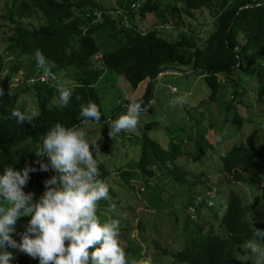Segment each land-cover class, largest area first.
I'll return each mask as SVG.
<instances>
[{"label": "trees", "instance_id": "16d2710c", "mask_svg": "<svg viewBox=\"0 0 264 264\" xmlns=\"http://www.w3.org/2000/svg\"><path fill=\"white\" fill-rule=\"evenodd\" d=\"M262 3L264 0H120L117 9H106L101 0H12L10 7L5 5L6 13L0 17L9 34L6 47L0 53V89L4 92L0 95V175L8 166L18 171L22 166L36 162L33 168L37 171L32 173L29 190L23 191L25 194L33 193V202L38 201L45 191L44 182L56 175L50 167L46 172L40 170V163H47L46 157H40L37 162L36 153L47 132L57 123L65 127H81V107L87 106L89 101L99 106L101 120L98 123L107 124L95 87L105 71L115 72L133 89L145 83L143 94L127 101L125 107L130 102L142 101L149 111L152 80L163 69L181 65L198 73L210 90L209 98L214 100L220 86L219 74L225 77L224 85L233 87L235 97L238 83L234 78L250 75L249 68H254L255 101L260 106L264 105ZM202 8L215 11L212 30L206 37L186 27L184 22V17H190L192 11ZM97 13L101 14L100 19H97ZM146 15H153L156 22L141 30L138 22ZM40 16L43 24L37 28L25 26L27 19ZM167 29L178 30L175 40L169 39L168 35L163 36L162 32ZM102 33L107 36L108 48L102 45ZM36 49L46 57L51 71L58 73L66 68L73 69L69 75L71 83L66 86L73 87V97L66 107H61L59 101L52 104L59 96L54 88L34 85L24 87L18 93L6 88L8 78L4 79L2 74L6 72L7 61L10 64L9 76L22 69L28 76L43 72L37 67ZM98 54L99 66L96 67L92 61ZM18 94H30L35 100L39 116L33 123L20 125L11 117L14 109L27 110L16 106ZM90 123L97 122L90 120ZM140 133L142 146L135 170L119 169L118 176L125 183L128 179L140 178L142 187L139 190L146 193H150L152 188L158 191V186L164 183L170 184L168 187L185 184L187 197L181 206L185 215L179 235L164 245L160 237L151 239L152 250L147 254H141L142 245L129 237V227L134 226H121V247L127 253L129 264L148 256L152 257L153 264H159L160 256L173 259L175 262L172 264H235L237 250L242 249L246 241L254 239L264 243L255 236L256 228L264 230V222L255 226L247 219L254 208L253 203L244 205L241 197L230 191L224 205L216 208L213 201L208 206L204 200L206 192L215 191L217 194V190L209 185L203 191L194 190L198 183L204 186L207 181L179 166L177 159L181 157V152L178 144L174 147L175 144L170 142L168 151H165L149 140L143 131ZM202 153V145L196 144L194 159L200 158ZM219 162V173L226 184L241 183L255 187L258 176L264 171V140L257 147L233 146L219 155ZM98 167L101 180L111 176L102 163H98ZM165 175L170 179H162ZM130 190L134 192V188L130 187ZM111 195L108 201L113 202L116 194L112 192ZM197 197H201V202L196 200ZM258 198L264 201V190ZM151 200V197L146 198L144 208L154 210L156 220L159 208ZM108 204L102 202L100 208L113 209L116 203L110 207ZM204 209L210 210L209 221L199 214ZM97 215L102 223L115 217L114 213L110 217ZM29 219L21 216L17 220L13 234L17 242L26 231ZM215 220H218L217 228L213 226ZM140 227L147 228L144 223ZM156 227L157 220L153 223L155 231ZM169 246L173 249L179 247L180 250L170 251ZM7 251L14 256L10 264H39L38 258H27L10 248ZM244 264H256V261Z\"/></svg>", "mask_w": 264, "mask_h": 264}, {"label": "rangeland", "instance_id": "374dc122", "mask_svg": "<svg viewBox=\"0 0 264 264\" xmlns=\"http://www.w3.org/2000/svg\"><path fill=\"white\" fill-rule=\"evenodd\" d=\"M119 1L101 0V3L106 9H117ZM11 3L12 0H0V17L6 13L5 5L10 7ZM214 15L215 11L202 8L192 11L190 17H184V22L186 27L199 33L201 37H206L212 30L211 24ZM155 22L156 19L153 15H146L138 24L141 26V30H145ZM24 24L28 28H37L43 24V18L41 16L39 18L32 17L27 19ZM162 33L163 36L168 35L169 39L175 40L178 30L167 29ZM8 35L5 24L0 20V53L6 47ZM100 39L103 40L102 45L108 48L105 33L100 35ZM9 65V61H7L6 72L2 74L4 79L9 77ZM172 69L184 74L168 73L156 80L151 90V101L149 102L151 109L142 113L141 127L137 132H121L113 138L108 136V126L110 127L108 121L118 119L120 115L125 114L127 110L125 103L141 96L145 89V83L133 89L125 79L113 71H105L95 85L107 124H99L100 126H98L95 123H88L80 127L90 143L97 141L96 145L99 147L100 155L95 157L96 150L91 145L90 151H92L97 164L102 163L109 174L111 173V176L104 181L109 186V197L111 198L112 192L116 194L113 202L108 200L98 202L97 214H105L110 217L114 213V218L120 220V229L121 226H134V228L129 227V237L142 245L141 254H147L152 250L151 239L160 237L164 245L169 244L174 240V237L179 235L184 225L182 219L185 211L181 206L186 201L187 189L185 184L168 187L170 184L164 183L158 186V191L152 188L150 193H146L145 190H139L142 187L140 178L128 179V183L121 180L118 176L119 169L135 170L142 146L140 131H143L147 138L158 144L162 150L168 151L167 147L170 142L175 144L174 147L178 144L181 152V157L177 159L179 166L188 170L192 175L199 176L201 180L207 181L204 186L198 183L194 190L203 191L207 185L217 190V194L216 192L212 193L215 200L213 198L211 201L212 203L214 201L216 208L225 204L230 191L235 192L241 197L244 205L254 204L253 210L247 215L248 221L255 226L264 222V201L258 198L261 191L264 190V171L258 176L255 187L241 183L226 184L223 181V176L219 173L220 154L233 146L257 147L264 140V105L260 106L255 101L256 77L254 68H249L248 73L250 75L234 78L238 83L235 97L232 94L233 87L224 85L225 77L223 74H219L220 86L214 100L209 98L210 90L201 75L191 71V69L187 70L181 65H173ZM57 72L58 85L67 86L71 83L69 75L73 72L72 68ZM173 88L177 91H173ZM185 92L191 94L188 97L189 102L183 106H172L170 101ZM58 97L52 101V104L59 101ZM15 104L17 107L27 110H37L36 102L30 94L16 96ZM229 105L231 107H228ZM196 144H201L203 150L198 159H194L196 157ZM35 164L36 162L22 166L18 171L25 167L33 168ZM32 173H29L30 179ZM160 175L162 176L164 173H160ZM162 179L167 181L170 177L165 175ZM29 181L23 188L26 192L29 190ZM130 187L134 188V192L130 190ZM150 197L153 205L155 204L154 206L159 208L156 212L157 231L153 229V223L156 222L154 210L144 208V205L147 204L146 198ZM102 202H109L108 207L112 206V203L117 205H114V209L102 210L100 208ZM7 205L6 202L0 200V206L7 207ZM199 214L209 221L210 210H201ZM192 219L195 220V216H192ZM139 222L141 223L139 224ZM217 222L218 220L213 222L215 228H217ZM142 223L147 228L141 229ZM258 243L264 247V243ZM169 247L171 248L170 251L179 249V247L176 249H173L172 246ZM241 248L237 250V263L235 264L256 261V254H245L243 247ZM24 255L31 258L27 254ZM131 261L136 260L131 259ZM174 262L173 259L166 256L158 258L159 264H172Z\"/></svg>", "mask_w": 264, "mask_h": 264}, {"label": "clouds", "instance_id": "9594fccd", "mask_svg": "<svg viewBox=\"0 0 264 264\" xmlns=\"http://www.w3.org/2000/svg\"><path fill=\"white\" fill-rule=\"evenodd\" d=\"M34 55L37 67L43 69L41 79H54L43 53L36 49ZM58 93L60 106L66 107L73 97V87L60 85ZM0 95H4L3 89H0ZM190 95L185 92L170 103L183 106L189 102ZM126 109L118 119L108 121L110 138L121 132L135 133L140 129L141 115L147 112L143 102H130ZM38 116L39 112L33 110L14 109L11 112V117L20 125L33 123ZM80 116L83 124L91 120L100 126L101 113L95 102L89 101L87 106H82ZM96 142L90 143L79 126L55 124L42 138L36 157L38 163L42 156L47 159L46 164L40 163L41 171L46 172L50 167L56 175L44 182L45 191L36 202H33V193L23 191L30 179L29 173L36 171L35 168L15 171L8 166L3 170L0 200L8 206H0V264H10L14 259L8 248L38 258L39 264H129L127 253L121 247L120 220L109 219L102 223L97 215L98 202L110 197L108 184L99 178L95 157L100 152ZM90 145L95 147V157ZM21 216L30 219L17 242L13 234ZM255 236L264 241V230L256 228ZM243 251L256 254V264H264V247L260 243L246 241ZM133 264H153V260L148 256Z\"/></svg>", "mask_w": 264, "mask_h": 264}, {"label": "built area", "instance_id": "2783aa9c", "mask_svg": "<svg viewBox=\"0 0 264 264\" xmlns=\"http://www.w3.org/2000/svg\"><path fill=\"white\" fill-rule=\"evenodd\" d=\"M100 17H101V14L97 13V19H100ZM98 58H100V54L95 56L93 61H92L96 67L99 66V64L97 63ZM51 72L55 78L53 79L50 77L47 80H43V79H41V77L43 76V72L28 76L24 72V70H19L18 72H15L8 77L6 88L13 91V92H16V93L21 91L24 87H30V86H34V85H44V86L58 90V87L60 85H58V83H57V74L54 71H51ZM173 89H175V88H173ZM18 95H20V94H18ZM57 187H58V185H57ZM212 193H215V191L206 192L207 196L204 200L208 206L212 204L211 201L214 198ZM196 200L198 202H201L202 199H201V197H197Z\"/></svg>", "mask_w": 264, "mask_h": 264}, {"label": "water", "instance_id": "95a60500", "mask_svg": "<svg viewBox=\"0 0 264 264\" xmlns=\"http://www.w3.org/2000/svg\"><path fill=\"white\" fill-rule=\"evenodd\" d=\"M260 4H256L255 6H259ZM262 5H264V3H262ZM192 71V70H191ZM168 73H177V74H184L183 72H178V71H176V70H174V69H172V68H166V69H163L162 71H160L154 78H153V80H152V84H154L155 83V81L159 78V77H161V76H163V75H165V74H168ZM105 122V121H104ZM37 171V170H36Z\"/></svg>", "mask_w": 264, "mask_h": 264}]
</instances>
